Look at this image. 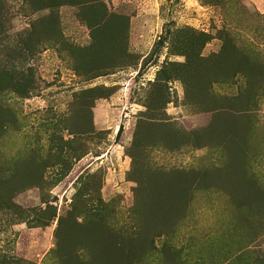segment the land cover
<instances>
[{
    "label": "rangeland",
    "instance_id": "1",
    "mask_svg": "<svg viewBox=\"0 0 264 264\" xmlns=\"http://www.w3.org/2000/svg\"><path fill=\"white\" fill-rule=\"evenodd\" d=\"M46 6L0 0V264H264V0Z\"/></svg>",
    "mask_w": 264,
    "mask_h": 264
},
{
    "label": "trees",
    "instance_id": "2",
    "mask_svg": "<svg viewBox=\"0 0 264 264\" xmlns=\"http://www.w3.org/2000/svg\"><path fill=\"white\" fill-rule=\"evenodd\" d=\"M72 1L73 0H68V2H65V0H39V4L40 5H42V4L43 5H47L46 9H49V8H53L56 4H59L60 6H64V5H66V3H70ZM96 1L98 3H100V4H104L105 0H96ZM91 2H93V1H91ZM91 2L90 3L88 2L89 5L91 4ZM103 7L105 8V12H103L102 19L97 24V27H100L106 21L107 9H106L105 5H103ZM187 35H188V37L186 39L185 44L184 45H179V46H174L173 51L174 52H180V53H183V55L188 56L189 59H187L186 66L183 67V68H187L188 69V70H186V74H184V76L188 80L190 74H192V72H191L192 69L190 70V68L192 67L193 59L195 58V60H197V58H199V59L203 58V57H201V54H202L201 51L204 48V46L210 40H212V38L207 33L196 32V31H193V30H190ZM159 43L163 45L164 42H159ZM115 47H117V45ZM120 48H121L120 50L122 51V55L124 57H128L129 54L127 53L128 51L126 50V47H124V45H121ZM116 59L117 58L113 59V63L116 61ZM122 60L123 59H121L116 64L112 65L111 68L107 67V68H110V69H108L106 71H99L98 73L95 72V74L92 73L93 75H91V76L90 75H86V77L89 78V80H91V79L98 78L100 76H104V75L110 74V71L114 68V66H121V65H118V64H120V62H121V64L124 63V61H122ZM195 60H194V62H195ZM105 69H102V70H105ZM246 70L253 71V69L250 66V63H249V66L247 68L242 70V72H245ZM104 72H107V73H104ZM8 78H9L8 82L10 83L11 87H13V89H15V92H18L20 94H25V96H27L28 93L26 91L30 92L31 87H32L31 85H33L30 81H27V80H24V79L23 80H19L18 73H17V71L15 69H12L9 72ZM166 79H167V77H166ZM169 79H171V76H170ZM111 91L112 90L109 87H101V88L90 89V90H88V93L90 94V96H93V99L97 100V99H101V98H108L110 96V94H111ZM190 92H191V90L187 88V97L188 98H190V94H191ZM164 98H166V92L164 94L163 90H160V93H159V96H158V100H157L158 103L164 102ZM191 99H192V101H194L193 98H191ZM147 108L148 109L149 108L152 109V107H150V106H147ZM10 117H11V119H10ZM8 119H10L11 121H9ZM8 122H10V124L15 122L14 113L12 112L10 107L3 106V105L0 104V131L3 130V128H5L4 126ZM209 140H210L209 138H208L207 141L205 140V138L202 139L203 145L205 147L207 146ZM135 142L136 143L138 142L137 139H135ZM65 143H71V141L67 140ZM61 153H64L63 150H61ZM57 159L62 161L64 159V157L59 155V156H57ZM33 163L35 164L34 160H33ZM71 169H72L71 167L65 166L61 170H58L57 173H55L54 176L50 177V178H52L51 181H50L52 186L59 185L69 175V173L71 172ZM32 178H33L31 180L32 182H29L31 184L33 183L32 185H35L38 182L43 184L44 181H45V176L40 175L36 171H33V177ZM29 181H30V178H29ZM0 195H1V197L2 196H6V194H3V192H1V190H0ZM245 198L249 199V204H251V206H250V208H251L252 205L255 204L254 200L252 199V196L250 198L246 194ZM44 200H45V198H44ZM44 203L48 204L49 208L52 207V206H50V202H44ZM251 209H253V208H251ZM258 209L260 210V207H258ZM95 211H97V210H95ZM99 211H100V207L98 208V214H99ZM98 214H97L98 217L96 219L100 218V215H98ZM56 216H57L56 214H53L52 217L50 219H48V220L47 219H39V220H37V222L34 223L35 224L34 228L48 227L50 225L49 223H51V221L54 220V218H56ZM59 224H60V226L57 229V232L58 233L61 232V231L64 232L65 229H66V226H64L65 219L62 218L60 220ZM116 249L120 250L122 248L116 246ZM75 260H78V259H75Z\"/></svg>",
    "mask_w": 264,
    "mask_h": 264
}]
</instances>
